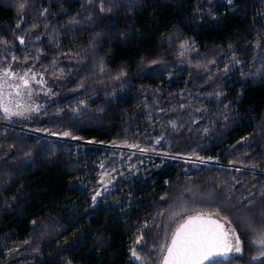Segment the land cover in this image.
Here are the masks:
<instances>
[{"label":"trees","instance_id":"1","mask_svg":"<svg viewBox=\"0 0 264 264\" xmlns=\"http://www.w3.org/2000/svg\"><path fill=\"white\" fill-rule=\"evenodd\" d=\"M0 59L72 90L0 110V264H161L217 212L242 243L219 264H264V0H0Z\"/></svg>","mask_w":264,"mask_h":264},{"label":"rangeland","instance_id":"2","mask_svg":"<svg viewBox=\"0 0 264 264\" xmlns=\"http://www.w3.org/2000/svg\"><path fill=\"white\" fill-rule=\"evenodd\" d=\"M5 73H8V75L5 76ZM25 81H27V85H25ZM68 82L61 79H52L50 77H47L43 72L36 69L21 68L20 65L6 66L3 63V60L0 59V110L2 111L5 119V121L2 124L5 126L18 128V126L15 125L17 123H29L31 122V120L35 122H40L43 119L41 116V111L43 110L44 106H46L51 102L61 100L72 92V90L69 88L70 84H68ZM5 106L9 109L7 113L4 111ZM14 113H20V114L15 115ZM26 130L32 131L30 129H26ZM94 145L98 147H107L111 149H123L126 151H131L134 153H140L146 155V158L142 159L140 164H138L139 168H141L144 173L151 171V169L157 167L163 162H166L167 160L178 159V157L176 156L158 154L151 151L132 150L127 148L111 146L107 144H94ZM157 156L160 157L162 160L160 161L157 160L156 158ZM124 159L126 160L120 163H124L126 166H128L130 161L129 157H126ZM208 164H212V163L209 162ZM114 179H115V173L106 174V176L102 180L101 186L95 192V194L97 192L100 193V195L96 197V202L101 201L103 195L110 190V188L113 185ZM223 220L225 221L228 229L234 230L226 219ZM230 236L232 239V243L234 245L235 239L238 236L235 231L234 233L230 231ZM170 241L171 238L168 241L166 248L169 245ZM239 242H240L241 251L235 252L233 250L230 253L231 255H237L242 252V243L240 239ZM136 255L140 257L137 253ZM132 258L137 263H141L144 261L141 257L137 259L132 255Z\"/></svg>","mask_w":264,"mask_h":264},{"label":"snow or ice","instance_id":"3","mask_svg":"<svg viewBox=\"0 0 264 264\" xmlns=\"http://www.w3.org/2000/svg\"><path fill=\"white\" fill-rule=\"evenodd\" d=\"M231 3V0H228ZM24 7L23 4L20 5ZM101 7V11H103ZM19 27V25H17ZM23 43V40L20 41ZM184 47V45H181ZM8 73H5L7 76ZM23 79V78H21ZM27 85V81H25ZM4 111L7 113L9 109L5 106ZM19 115L20 113H14ZM69 135V133H64ZM100 193L97 192L93 197ZM219 216V212L215 213ZM234 230L225 229L224 224L219 219H212L211 215L197 213L187 217L183 222L179 223L172 233L171 242L166 248V255L163 258V264H219L218 257H226V254L232 252H240L239 238L236 237L233 245L229 233ZM259 242L264 245V237ZM132 255L139 259L133 250ZM264 256V252L261 253ZM253 259H258L253 257Z\"/></svg>","mask_w":264,"mask_h":264},{"label":"water","instance_id":"4","mask_svg":"<svg viewBox=\"0 0 264 264\" xmlns=\"http://www.w3.org/2000/svg\"><path fill=\"white\" fill-rule=\"evenodd\" d=\"M205 215H211V218H212V219H219L220 223L224 224L225 229H228V227H227L225 221H224L223 219H221L220 217H217V216L212 215V214H205ZM229 235H230V233H229ZM230 238H231V236H230ZM231 240H232V239H231ZM170 242H171V241H170ZM169 244H170V243H169ZM230 253H231V252L227 253V254H226V257H218L217 259H218V260H222V259H224V258H227L228 256H230ZM165 255H166V251H165V254L163 255V258H164ZM163 258H162L161 264H163Z\"/></svg>","mask_w":264,"mask_h":264}]
</instances>
